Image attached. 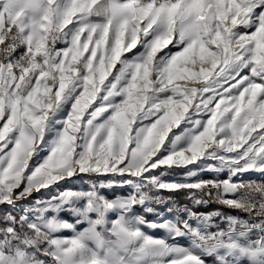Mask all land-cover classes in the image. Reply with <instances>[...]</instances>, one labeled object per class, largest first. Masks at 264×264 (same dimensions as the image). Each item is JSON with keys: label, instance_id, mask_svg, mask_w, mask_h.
Returning a JSON list of instances; mask_svg holds the SVG:
<instances>
[{"label": "snow or ice", "instance_id": "obj_1", "mask_svg": "<svg viewBox=\"0 0 264 264\" xmlns=\"http://www.w3.org/2000/svg\"><path fill=\"white\" fill-rule=\"evenodd\" d=\"M0 264H264V0H0Z\"/></svg>", "mask_w": 264, "mask_h": 264}, {"label": "rangeland", "instance_id": "obj_2", "mask_svg": "<svg viewBox=\"0 0 264 264\" xmlns=\"http://www.w3.org/2000/svg\"><path fill=\"white\" fill-rule=\"evenodd\" d=\"M79 186V184H76V185H70V187H78ZM202 211H209L210 209H201ZM148 219L149 220H154V219H156L154 216H149L148 217ZM156 235H159V233H155Z\"/></svg>", "mask_w": 264, "mask_h": 264}]
</instances>
